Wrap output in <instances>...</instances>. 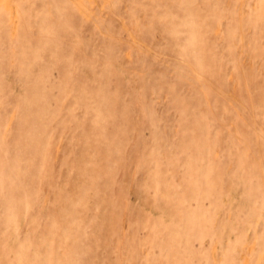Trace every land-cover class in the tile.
<instances>
[{
	"label": "rangeland",
	"instance_id": "rangeland-1",
	"mask_svg": "<svg viewBox=\"0 0 264 264\" xmlns=\"http://www.w3.org/2000/svg\"><path fill=\"white\" fill-rule=\"evenodd\" d=\"M0 264H264V0H0Z\"/></svg>",
	"mask_w": 264,
	"mask_h": 264
}]
</instances>
